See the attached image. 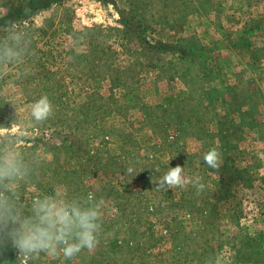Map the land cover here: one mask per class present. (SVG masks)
<instances>
[{
    "label": "rangeland",
    "instance_id": "1",
    "mask_svg": "<svg viewBox=\"0 0 264 264\" xmlns=\"http://www.w3.org/2000/svg\"><path fill=\"white\" fill-rule=\"evenodd\" d=\"M8 47L0 162L22 166L18 211L93 192L101 227L71 259L9 244L0 264H264V0H0ZM177 165L183 186L158 189Z\"/></svg>",
    "mask_w": 264,
    "mask_h": 264
},
{
    "label": "clouds",
    "instance_id": "2",
    "mask_svg": "<svg viewBox=\"0 0 264 264\" xmlns=\"http://www.w3.org/2000/svg\"><path fill=\"white\" fill-rule=\"evenodd\" d=\"M17 54L11 47L5 48L0 53V62L11 63ZM52 114L53 105L47 96L32 105L31 115L37 122L45 121ZM204 161L209 167L218 168L217 150L210 149L204 155ZM127 171L131 173L133 170L129 168ZM23 175L17 160L5 158L0 162V248L10 244L19 254H56L59 249L66 259L76 256L82 249L92 250L97 244V233L101 227V202L94 193H88V201L96 202L87 207L68 201L60 203L54 196L37 198L32 204V214L24 217L15 204L19 197L7 187L8 183L16 182ZM184 183L183 167L177 165L165 173L156 187L171 188ZM195 183L198 190L203 189L198 178Z\"/></svg>",
    "mask_w": 264,
    "mask_h": 264
}]
</instances>
